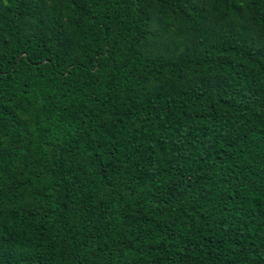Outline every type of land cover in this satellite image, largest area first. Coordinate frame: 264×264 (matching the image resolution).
<instances>
[{
  "label": "trees",
  "instance_id": "1",
  "mask_svg": "<svg viewBox=\"0 0 264 264\" xmlns=\"http://www.w3.org/2000/svg\"><path fill=\"white\" fill-rule=\"evenodd\" d=\"M0 264H264V0H0Z\"/></svg>",
  "mask_w": 264,
  "mask_h": 264
}]
</instances>
